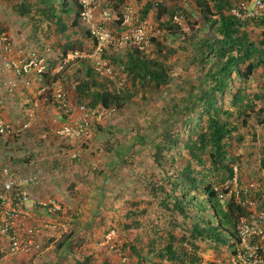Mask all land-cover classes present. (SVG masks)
Here are the masks:
<instances>
[{"label":"rangeland","instance_id":"rangeland-1","mask_svg":"<svg viewBox=\"0 0 264 264\" xmlns=\"http://www.w3.org/2000/svg\"><path fill=\"white\" fill-rule=\"evenodd\" d=\"M19 1L0 0V34L10 49L7 53L0 47V168L19 176L39 174L35 193L57 202L60 210L50 216L39 214L35 222L26 218L23 225L33 228V234L21 239L30 244L14 254L0 253V264H74L83 258H88L86 264H147L128 250L133 246L144 257L141 246L147 240L142 229L126 227L130 220L124 215L136 202L148 209L147 216L138 217L143 224L158 216L159 197L150 198L147 185L162 175L172 177L173 168L187 162L199 182L185 197L193 215L214 222L201 190L207 185L221 208L229 198L235 201L238 193L244 205L237 224L248 228L257 224L264 231V66L242 84L231 74V86L216 95L219 119L235 127L224 145V164L232 176L212 168L208 149L200 154L201 165L182 149L199 112L184 116V106L210 63L201 42L211 39L213 28L203 18L201 0H56L55 13L69 10L60 16L64 32L39 14L32 13L33 19L18 16L12 5ZM146 2L151 7L143 16ZM244 30L264 52V24L251 22ZM30 53L36 65L24 78L1 65L4 60L22 62ZM135 53L164 66L168 82L157 88L131 85L123 63ZM97 60L107 64L109 73L94 70ZM87 69L103 89L120 93V107L91 106L87 98L77 96L75 86L86 78ZM238 86L243 87V103L247 102V108L239 110L230 106V95ZM57 91L67 100L68 112L54 103ZM81 105L91 111L81 131L61 134L63 127L78 129ZM185 118L188 121L181 127ZM165 132L178 134V140L167 150L172 164L163 152L167 160L157 167L153 148ZM159 225L163 226L160 221ZM109 231L113 236L105 242ZM196 244L201 264H228L233 246L213 250L206 242Z\"/></svg>","mask_w":264,"mask_h":264},{"label":"trees","instance_id":"trees-1","mask_svg":"<svg viewBox=\"0 0 264 264\" xmlns=\"http://www.w3.org/2000/svg\"><path fill=\"white\" fill-rule=\"evenodd\" d=\"M29 1L20 0L12 5L13 11L21 17L29 16V19H33L32 13L39 14L42 20L53 24L58 32L65 31L61 15L68 13V9H59L57 14L55 13L56 0H32V3ZM231 5L228 0H201L203 18L213 28L211 39L201 42L205 50L204 54L210 63L203 74L199 88L194 94H190L188 104L184 106V116L191 114L195 109L199 112L195 117V130L189 137H186L182 145L189 159L200 165L202 164L200 154L208 149V159L212 168L214 170L225 169L229 178L232 172L231 168L224 164V145L232 139L230 134L235 127L219 119L220 109L216 103V95L220 96L228 85L231 86V74L239 81V84H242L255 69L264 66V52L255 47L244 30L249 23L238 22L227 14ZM150 7V3L146 2L142 10L143 16L147 14ZM251 22L263 24L264 20H251ZM123 67L129 76L131 85L157 88L168 82V74L164 66L152 62L147 57L138 56L136 53L126 56ZM239 67H242L241 70ZM90 73L91 70L87 69L86 78L75 86L77 96L87 98L91 106L98 105L103 109H108L111 105L120 107L122 105L120 93L115 94V90L103 89L89 76ZM242 89L243 87L238 86L230 95L232 108L238 110L241 107L247 108V102L243 103L241 96ZM248 107L250 108V105ZM226 116L229 117V114ZM203 117L204 120H202ZM187 121L188 118H185L180 126H185ZM177 140L178 134L172 136L167 132L163 134L161 143L153 148L154 165L160 167L161 161H166L168 158L172 164L167 150L169 145H174ZM163 152H166L167 159L162 155ZM261 162L264 165V159ZM173 170L172 177L162 175L158 181L147 185L149 197H159L157 208L161 211L158 216L143 224L138 217L147 216L148 209L136 202L129 204L130 208L124 215L130 220L126 227L135 230L142 229L147 240L145 245L141 246V249L145 250L144 257L141 258L139 249L133 246H128V250L139 261L147 264H199L197 242H206L214 250L219 246L232 247L231 241L236 238L235 225L237 219L242 216L240 206L229 198L224 208H221L215 192L207 185H200L206 195L207 209L214 222L204 221L202 216L192 214L190 202L185 198L188 191H195L199 186L193 170L188 162L180 168L174 167ZM71 187L72 185L69 184L68 188ZM178 219L181 222H178ZM159 221L163 226L159 225ZM174 230H178V234H173ZM147 255L149 257H146ZM88 262V258H83L81 262L74 264ZM101 264H108V262Z\"/></svg>","mask_w":264,"mask_h":264},{"label":"built area","instance_id":"built-area-1","mask_svg":"<svg viewBox=\"0 0 264 264\" xmlns=\"http://www.w3.org/2000/svg\"><path fill=\"white\" fill-rule=\"evenodd\" d=\"M227 14L238 22L250 23L251 20H264V0H236ZM81 15L85 16L86 13L82 12ZM0 47L5 52H10L4 34H0ZM97 51H99L98 47L95 53ZM69 58H72V55ZM1 65L5 69L11 70L16 77L24 78L30 74L31 68L36 64L34 55L30 53L22 62L4 60ZM100 69H103L104 73H109L107 64L97 60L94 70L99 72ZM37 73H41V69H38ZM53 101L59 109L65 112L69 111L67 100L61 92L57 91L53 95ZM78 110L80 114L78 129L73 131L68 127H63L61 134H77L81 131V127L85 125L91 111L83 105L79 106ZM40 181L41 177L36 172L19 176L8 168H0V253L14 254L30 244V241L21 239L23 234L27 237L33 234V228L23 225L24 220L29 217L27 214L29 207L37 216L39 214L50 216L59 212L60 206L57 202L41 199L35 193L34 189ZM237 197H239L238 193L235 203L240 207L243 206V201L241 202ZM246 205L251 207L250 202H247ZM258 218L262 219L263 216L259 215ZM37 220L34 218L33 222ZM239 221H242L241 217L237 219L235 225L236 238L231 241L233 247L230 251L228 264H264V231L259 229L257 224H249L248 228L244 224H237ZM252 234L255 235L254 238L251 237ZM112 236L113 231H109L104 237L105 242L110 241ZM120 261L125 263L126 259L121 258Z\"/></svg>","mask_w":264,"mask_h":264},{"label":"crops","instance_id":"crops-1","mask_svg":"<svg viewBox=\"0 0 264 264\" xmlns=\"http://www.w3.org/2000/svg\"><path fill=\"white\" fill-rule=\"evenodd\" d=\"M35 189H36V187H35ZM28 209H29V211H27V214L29 215L28 219H30L31 221H33V219L35 218L37 220L38 219L37 217H39V216H37V214L33 210H30V207ZM45 220H46V222H48V219L45 218Z\"/></svg>","mask_w":264,"mask_h":264}]
</instances>
